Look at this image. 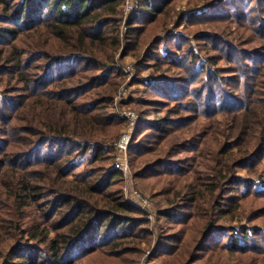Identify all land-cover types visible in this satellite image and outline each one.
I'll return each instance as SVG.
<instances>
[{"label":"trees","instance_id":"1","mask_svg":"<svg viewBox=\"0 0 264 264\" xmlns=\"http://www.w3.org/2000/svg\"><path fill=\"white\" fill-rule=\"evenodd\" d=\"M174 1L140 0L139 10L124 23L125 53L138 56L146 27ZM229 1L225 19L252 24L260 49L245 50L222 36L206 34V41L196 36L195 43L188 34L171 35L158 37L146 61L137 64L142 70L153 59L177 71L146 80L139 76L147 96L128 102L142 107L129 153L144 157L159 151L137 176L171 171L180 177L195 169L214 197L206 205L193 182L177 197L182 210L160 212L170 224L161 229L153 256L193 261L199 254L187 250L184 229H169L200 220L204 240L197 250L264 256V226L253 224L264 219V0ZM122 4L0 0V83L7 78L0 90V264H82L91 257H101L103 264H136L127 256L140 248L125 241L146 239L148 214L125 199L122 171L109 165L111 149L100 137L127 121L111 110L123 73L115 64ZM227 7L216 4L212 13L194 14L193 20L220 18ZM221 61L229 63L225 70ZM155 113L157 120H149ZM201 118L210 122L208 140H184V153L194 155L166 168L172 163L171 152L162 149L168 137ZM87 154L84 170L76 172L77 158ZM243 213L248 224L217 223Z\"/></svg>","mask_w":264,"mask_h":264},{"label":"rangeland","instance_id":"2","mask_svg":"<svg viewBox=\"0 0 264 264\" xmlns=\"http://www.w3.org/2000/svg\"><path fill=\"white\" fill-rule=\"evenodd\" d=\"M229 0H175L170 7H168L165 14L159 17V19L146 27V33L143 36L144 40L139 45L141 46L140 51L138 53V56L133 54L132 51L129 53H125V50H127V41L126 38L124 39L122 34V28H121V35H120V47L118 49V52L115 56V64L122 70V74L117 78L118 80V86L116 88V93L114 94V102H113V110L114 112H119L120 115L126 110H130L135 112L137 115L134 119V122L131 123L130 119H127V121H124L122 124L112 127L108 134L101 135L100 137L103 140H106L105 144L106 146L112 150H110V156L111 159L109 160L110 166H117V156L122 155V152H120L117 149V143L119 141V138L126 133L131 126H134L135 128L138 126L139 119H142V115L140 113V110L142 107L139 106L138 103H128L132 98H143L147 96L146 94V88L145 84L140 81L139 76L141 78H144L143 80H146L148 76L151 75H157L160 78L161 77H168L171 76L174 72L177 73L176 69L168 68L170 66L169 63L163 62L162 66L158 64L155 60L150 59L147 61V63L143 66V69L138 68L137 65L139 60L146 61V53L151 48V46L154 44V42L157 40L158 37L162 38H169L171 35H185L188 34L190 40L192 42H197L196 36H199L201 40H205L206 34L214 35V36H222L227 37V40H229L230 44L237 45L245 50L248 51H254L257 49H260L261 39L259 38L258 34L255 33L256 31L252 28V24L244 23L243 19H239L235 16H232L230 19H225L226 14L231 9V5L229 4ZM224 3L225 6H228L225 8V14L222 15L220 18L215 19H196L193 20L194 14L195 16H202L203 14H210L212 13L211 8H213L216 4H222ZM140 6V0L139 4L136 10H139ZM191 15L189 20L187 18L188 15ZM132 15L130 14V17ZM182 16V17H181ZM129 17V18H130ZM119 18L121 19L120 25L124 23V13L122 9L120 8L119 12ZM243 21V22H238ZM239 23V24H238ZM122 37V38H121ZM34 39V38H32ZM30 40V38L28 39ZM200 46V45H198ZM189 49L188 43L184 44V50ZM182 52V50H180ZM161 52L163 53V49L161 48ZM180 52V53H181ZM212 54H215V52ZM222 67V70H225L227 66H229V63L227 62H220V65ZM161 68V69H160ZM160 69V71H159ZM169 71V72H168ZM157 73V74H156ZM159 74V75H158ZM179 75V74H178ZM158 77V78H159ZM7 81V78H6ZM6 81H3L0 83V90L5 89L4 84H6ZM12 86V85H11ZM15 86V85H14ZM16 87V86H15ZM127 90L125 93L126 95L122 98H116L118 96V93L120 91ZM18 93L15 90H12V94ZM20 94V93H19ZM150 97V96H149ZM169 105V103H168ZM162 108H167L166 105H164ZM163 110V109H162ZM32 114L31 112L27 113L24 112L22 115ZM165 114V113H161ZM159 117V113L151 114L148 118L149 120L153 121L157 120ZM221 120L223 121V117H221ZM221 121V122H222ZM22 124L23 121H21ZM209 119H199V121L194 122L189 127L184 128L183 130H179L174 132L173 135L168 137V140L165 144V146L162 148L163 150L170 151V160L172 161L171 164L167 165L166 168H175V162H181V160H184L187 156H193L192 152L190 153H184L183 149L181 148L182 145H180L184 140H193L194 138H199L201 143H203L207 137V134L209 132ZM171 141V142H170ZM184 141V142H185ZM175 143L176 145L171 147V144ZM170 145V147H169ZM174 148V149H173ZM173 150V151H172ZM175 150V152H174ZM126 156V155H124ZM90 157V154H87L85 156H81L77 158V161L80 162L78 168L76 169V172H82L84 170V166ZM127 159L129 162V169L130 174L128 177H126L122 171L124 183L123 186V193L125 199L130 197L131 199H139L140 195L142 198H145L148 200V203L142 207L143 210L146 211L148 214V220L149 225L148 228V235L143 239H129L128 241H125L128 246H138L140 248V251L136 254L128 255L131 260H135L136 264H245L242 263L240 260H244L246 264H264V256L263 257H256L252 256L249 259L248 258H237L234 255L227 254L224 251H216L215 253H211V250H204L200 247V251L197 250L200 244L202 245L204 240L203 234V224L204 221H194L190 222L189 224L194 225V227H189V224H187V227H172L169 231L175 232L179 228H183L185 232H183L187 239L185 240V244L187 245V242L190 241V244H188V251L192 253V255L198 253L199 255H196L194 257L193 261L189 259L187 261V257H183L181 259L180 256H169V255H158L153 256V252L157 249V246L160 242V236H161V229L166 230L169 226V221L163 216L160 215V212L165 211L167 209H173L175 211L182 210L181 205H176V203L179 200L177 199L178 195L179 198H182L183 195L186 193V189L190 184H194L193 182L197 183L199 188L198 192L199 194L204 193V195L207 197L206 199L202 198V195H200V198L202 199V202L205 204L204 200H210L208 206H211L212 199L214 198L212 196V193L209 192V188L205 187L206 180H203V174L196 172L195 169L192 171H189V174L187 176H180L177 177L173 174V172H161L158 176H145V177H138L137 174L139 172H142L143 168L149 164L154 158L159 157V151H155L153 153H148L146 156H134L129 153V149L127 151ZM170 161V162H171ZM193 159L190 160V164H192ZM205 173V172H203ZM264 175V173H263ZM127 187L125 193L124 189ZM135 192L138 193V195H135ZM127 196H126V195ZM126 199V200H127ZM204 199V200H203ZM129 202V201H128ZM174 202V203H173ZM133 203V202H131ZM241 215V216H240ZM235 215L232 217L231 215H226L225 217H221L217 223L221 225H236V224H248L246 221L245 213ZM253 224L264 226V219L254 221ZM199 226L198 230H196L195 226ZM202 230V231H201ZM199 232V233H198ZM183 233H180L181 235ZM179 234V235H180ZM190 237V238H189ZM216 239V237H215ZM136 240V243H134ZM213 242V241H212ZM214 243V242H213ZM212 243V244H213ZM185 245V249H186ZM186 253V252H185ZM191 255V256H192ZM188 256V255H186ZM101 257L95 258L91 257L90 259H84L81 263L82 264H103L101 263ZM128 264V263H127Z\"/></svg>","mask_w":264,"mask_h":264},{"label":"built area","instance_id":"3","mask_svg":"<svg viewBox=\"0 0 264 264\" xmlns=\"http://www.w3.org/2000/svg\"><path fill=\"white\" fill-rule=\"evenodd\" d=\"M138 4H139V0H123V4H122L121 9H122V11L124 13V17H125L124 23L130 17V14H132L133 12L136 11ZM124 23L122 25V34H124V32H126V27H125ZM124 91L126 92L127 90L120 91L116 98L124 97L126 95V93ZM136 116L137 115L135 114V112L130 111V110H126L122 113V117H124L126 119H130L131 123L134 122V119ZM132 129H133V126H131L130 129L119 138V141L117 143V149L120 152H122V155L117 156L116 164L123 171V173L126 177H128V175L130 174L129 162H128V159L126 156H127V151H128L130 139H131ZM124 155H126V156H124ZM126 189H127V187L124 189V191L127 194L128 192L126 191ZM135 195L137 196L138 193L135 192ZM138 196H139V199L138 198L137 199L136 198L131 199L130 197H128V199L127 198L126 199H127V201L133 202V204H135L139 207H144L148 203V200L145 198H142L140 195H138Z\"/></svg>","mask_w":264,"mask_h":264}]
</instances>
